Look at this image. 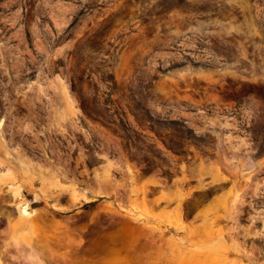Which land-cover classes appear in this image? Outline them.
<instances>
[{
	"label": "rangeland",
	"instance_id": "374dc122",
	"mask_svg": "<svg viewBox=\"0 0 264 264\" xmlns=\"http://www.w3.org/2000/svg\"><path fill=\"white\" fill-rule=\"evenodd\" d=\"M0 264H264V0H0Z\"/></svg>",
	"mask_w": 264,
	"mask_h": 264
},
{
	"label": "bare ground",
	"instance_id": "6f19581e",
	"mask_svg": "<svg viewBox=\"0 0 264 264\" xmlns=\"http://www.w3.org/2000/svg\"><path fill=\"white\" fill-rule=\"evenodd\" d=\"M25 209V208H24ZM23 212L25 213L26 211L25 210H23Z\"/></svg>",
	"mask_w": 264,
	"mask_h": 264
}]
</instances>
